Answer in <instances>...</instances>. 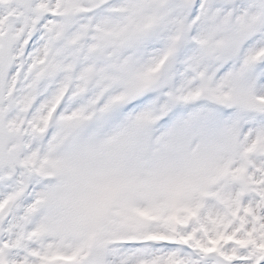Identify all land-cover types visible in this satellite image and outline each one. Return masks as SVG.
Listing matches in <instances>:
<instances>
[{
  "label": "snow or ice",
  "instance_id": "1",
  "mask_svg": "<svg viewBox=\"0 0 264 264\" xmlns=\"http://www.w3.org/2000/svg\"><path fill=\"white\" fill-rule=\"evenodd\" d=\"M0 264H264V0H0Z\"/></svg>",
  "mask_w": 264,
  "mask_h": 264
}]
</instances>
